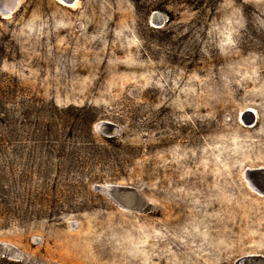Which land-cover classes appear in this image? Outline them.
I'll list each match as a JSON object with an SVG mask.
<instances>
[{
	"label": "rangeland",
	"instance_id": "rangeland-1",
	"mask_svg": "<svg viewBox=\"0 0 264 264\" xmlns=\"http://www.w3.org/2000/svg\"><path fill=\"white\" fill-rule=\"evenodd\" d=\"M16 4L0 264H264V0Z\"/></svg>",
	"mask_w": 264,
	"mask_h": 264
},
{
	"label": "water",
	"instance_id": "water-1",
	"mask_svg": "<svg viewBox=\"0 0 264 264\" xmlns=\"http://www.w3.org/2000/svg\"><path fill=\"white\" fill-rule=\"evenodd\" d=\"M16 3H17V1L0 0V15L1 16H8L9 14H11L15 10V8L17 6ZM154 14L155 13L152 14L151 19L153 18V15ZM157 22L160 23V22H162V20H159ZM257 191H258V193L264 195V190H257ZM130 193L131 194H129V195H132V192L131 191H130ZM132 198L130 197V199L128 200L129 203H130V201H131Z\"/></svg>",
	"mask_w": 264,
	"mask_h": 264
},
{
	"label": "bare ground",
	"instance_id": "bare-ground-1",
	"mask_svg": "<svg viewBox=\"0 0 264 264\" xmlns=\"http://www.w3.org/2000/svg\"><path fill=\"white\" fill-rule=\"evenodd\" d=\"M15 1H18V0H15ZM61 1L67 3V4L70 5L71 7H74V6L77 4V1H78V0H72V1H70V3H68V2H69L68 0H61Z\"/></svg>",
	"mask_w": 264,
	"mask_h": 264
}]
</instances>
